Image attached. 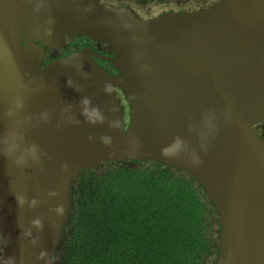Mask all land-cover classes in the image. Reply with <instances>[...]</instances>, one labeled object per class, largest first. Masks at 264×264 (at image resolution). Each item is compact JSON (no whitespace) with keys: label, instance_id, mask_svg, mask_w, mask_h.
Returning <instances> with one entry per match:
<instances>
[{"label":"water","instance_id":"obj_1","mask_svg":"<svg viewBox=\"0 0 264 264\" xmlns=\"http://www.w3.org/2000/svg\"><path fill=\"white\" fill-rule=\"evenodd\" d=\"M75 31L94 32L114 55L81 49L38 65L43 47ZM82 97L101 121L84 118ZM206 117L215 131L201 151ZM259 122L264 0H218L147 18L98 0H0V137L15 129L20 148L34 143L39 155L24 165L14 162L19 150L0 155V264H59L54 250L71 183L83 170L126 160H153L194 178L217 214L214 264H264V142L252 130ZM175 137L199 164L185 153L161 155Z\"/></svg>","mask_w":264,"mask_h":264},{"label":"trees","instance_id":"obj_2","mask_svg":"<svg viewBox=\"0 0 264 264\" xmlns=\"http://www.w3.org/2000/svg\"><path fill=\"white\" fill-rule=\"evenodd\" d=\"M208 213L215 218L206 224ZM218 228L213 205L184 171L105 162L71 183L62 264H214Z\"/></svg>","mask_w":264,"mask_h":264},{"label":"flooded vegetation","instance_id":"obj_3","mask_svg":"<svg viewBox=\"0 0 264 264\" xmlns=\"http://www.w3.org/2000/svg\"><path fill=\"white\" fill-rule=\"evenodd\" d=\"M100 2H104L106 4H110L117 8L122 7H130L133 10H135L138 15L142 18H147L149 15H146V13L143 15V12H146L142 9L143 5L146 3H149L151 0H98ZM218 0H199L198 1V9L208 8L212 6L214 3H216ZM180 3V2H179ZM191 3V2H189ZM188 3V4H189ZM180 10H188L192 11L190 7L187 9H180ZM94 32H91L89 34L83 33V31H75L74 33H71V36H65L62 37L61 40L57 43L52 45L49 48L43 47L44 50V57L38 62V65L42 66L50 61H53L57 58L66 56L71 53H75L81 49H92L94 52H96L99 55H107V56H113L114 53L108 51L105 44L100 40H95L92 38V34ZM92 35V36H91ZM94 37V36H93ZM96 64L101 67L106 73H108L111 76H117V72L113 69V67L105 60H100L97 58H94ZM122 92L119 91L118 98L120 99L121 105L124 106V112L123 116L125 118V126H127V117H128V107L125 105L123 99H122ZM252 130L256 133V135L259 137L261 141L264 142V122L256 123L252 126ZM61 243L59 244V249L55 251L56 254H58V260L59 264H62L63 257L61 256V253L63 252V246L64 241L66 238V234L62 231L61 233ZM1 249V248H0ZM2 256V251H0V258Z\"/></svg>","mask_w":264,"mask_h":264},{"label":"clouds","instance_id":"obj_4","mask_svg":"<svg viewBox=\"0 0 264 264\" xmlns=\"http://www.w3.org/2000/svg\"><path fill=\"white\" fill-rule=\"evenodd\" d=\"M80 104L82 106V115L88 122L95 123L103 119L99 110L96 107L90 105V101L87 97H82L80 100ZM41 115L45 119L47 118L46 114L42 113ZM69 119L71 120V118ZM203 124H204V131L201 133V141L199 143V148L201 151L205 150L208 142V138L211 135H213L215 131V123L213 122L211 117H206L203 121ZM101 141L105 145H108L110 143V137L108 136L101 137ZM21 144H23L22 134L15 129H9L2 137H0V155L8 156L9 154L13 152H17L19 150V154L15 156V160H14L16 164L24 165L28 160H31L34 163L37 162L39 160L38 146L32 143V144H27L21 149L20 148ZM179 153H185L193 165L199 164L200 162L196 151L190 149L188 147L187 142L181 139L180 137H175L170 145L165 146L164 148L161 149V155L164 157L175 156ZM50 195H55V193H50ZM18 202L22 203L23 201L20 200ZM55 211L57 212V214H59L62 211V208L60 206H57ZM31 223L37 227L39 226L38 219H34ZM62 229L60 232V236L62 233ZM24 235L27 236L28 233L26 232ZM0 251H2V249H0Z\"/></svg>","mask_w":264,"mask_h":264},{"label":"rangeland","instance_id":"obj_5","mask_svg":"<svg viewBox=\"0 0 264 264\" xmlns=\"http://www.w3.org/2000/svg\"><path fill=\"white\" fill-rule=\"evenodd\" d=\"M192 1L194 2H191L189 4H186V3L180 4L179 2H175L171 0H151L149 3H146L143 5L142 9L145 10L146 12H143L142 14L144 15L146 13V15L154 16V15H158L162 12H166L169 10L173 11V10L187 9L188 7H190L193 10L198 9L197 4L199 0H192ZM214 218H215L214 214L208 213L205 219L207 221L206 224ZM215 227H217L216 224H215ZM206 228L208 227L206 226ZM211 257L213 258V256ZM206 263L213 264V260L209 258V260Z\"/></svg>","mask_w":264,"mask_h":264}]
</instances>
